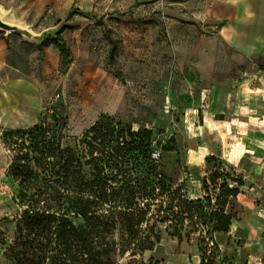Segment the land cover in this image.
I'll return each mask as SVG.
<instances>
[{
	"label": "rangeland",
	"instance_id": "374dc122",
	"mask_svg": "<svg viewBox=\"0 0 264 264\" xmlns=\"http://www.w3.org/2000/svg\"><path fill=\"white\" fill-rule=\"evenodd\" d=\"M38 2L0 0V21L9 19L11 7L18 19L38 22L33 26L41 29L59 22L66 28L62 37L70 64L62 69L57 57L47 54L58 27L38 41L0 30L9 65L22 64L49 94L39 124L1 138L11 164L0 180V264L41 261V250L19 241L17 220L25 209L43 204L63 211L74 208L80 194L96 198L101 213L119 204L113 193L119 185L99 173L100 154L91 155L87 146L85 134L99 114L132 131L150 130L151 158L159 173L181 184L190 199L206 196L204 179L214 196L209 180L214 166L242 179L241 193L226 208L232 217L229 233L212 234L213 264H264V63L231 48L205 0ZM71 8L90 18L69 15ZM90 70L104 77L94 76L104 83L96 111L90 103L96 89L85 80ZM211 156L215 159L207 162ZM156 208L150 210V222L158 219L150 216ZM68 218L85 224L74 209ZM156 226L160 243L153 250L114 253L113 263L195 264L211 246L203 233L179 242L165 224Z\"/></svg>",
	"mask_w": 264,
	"mask_h": 264
},
{
	"label": "trees",
	"instance_id": "16d2710c",
	"mask_svg": "<svg viewBox=\"0 0 264 264\" xmlns=\"http://www.w3.org/2000/svg\"><path fill=\"white\" fill-rule=\"evenodd\" d=\"M73 14L90 18L88 14L71 8L69 15ZM65 29L62 27L50 42L60 53L62 69L70 64V48L62 37ZM115 78L121 81L119 75ZM85 137L89 140L90 154L94 155V151L100 154L96 158L99 173L119 185L113 190L119 204H111V210L101 213L96 207V198L80 194L74 208L63 211L59 208L58 212L42 204L35 209H25L17 220V234L22 246L42 251L38 264H46L48 259L75 264H114V253L122 257L127 252L135 256L136 252L151 251L160 243L157 222L171 229V235L179 242L184 236L188 239L199 232L207 236L206 240L215 248L212 234L229 233L232 217L226 208L241 193L242 179L214 166V172L209 176L214 196H209L208 183L204 179L206 196L190 199L181 184L159 173L157 163L151 158L150 130L132 131L106 115H100ZM38 145L40 142L36 147ZM214 159L211 156L206 161ZM123 197L126 200L122 202ZM151 205L157 207L155 214H150L159 219L154 222L148 218ZM71 209L85 222L83 226L70 221ZM213 259L211 250L210 255L202 253L200 264H213Z\"/></svg>",
	"mask_w": 264,
	"mask_h": 264
},
{
	"label": "crops",
	"instance_id": "0c3cea01",
	"mask_svg": "<svg viewBox=\"0 0 264 264\" xmlns=\"http://www.w3.org/2000/svg\"><path fill=\"white\" fill-rule=\"evenodd\" d=\"M205 2L212 9L211 17L219 23L220 33L231 48L244 58L264 63V0H205ZM40 3L41 0L37 4ZM7 8L9 19L0 21L2 25L0 30L8 32L6 34L8 36L21 33L27 39L38 41L50 36L44 35L49 29L57 27L60 29L59 22H55L47 29L35 27L33 25H37L38 22L18 19L16 15L14 16L13 9ZM52 53L55 58L57 57L59 64L61 56L53 46L47 48V54ZM10 57L6 42L0 38V180L11 164V158L1 141L3 133L25 130L39 124L49 96L46 87L27 75L25 69L21 67L22 64L11 67ZM94 76L100 78L95 70H90L85 75V80H91L92 89H96L94 92L96 97L92 95L90 99L92 111L101 108L98 100L101 96L100 90L104 89V83ZM110 97L115 103L116 97L113 94ZM199 261L198 258L195 264H199Z\"/></svg>",
	"mask_w": 264,
	"mask_h": 264
},
{
	"label": "built area",
	"instance_id": "2783aa9c",
	"mask_svg": "<svg viewBox=\"0 0 264 264\" xmlns=\"http://www.w3.org/2000/svg\"><path fill=\"white\" fill-rule=\"evenodd\" d=\"M1 194H2V193L0 192V195H1ZM210 245H211V246L208 247V250H207V252H206L207 255H210L211 247H213V244H212V243H211ZM218 258H219V257H218Z\"/></svg>",
	"mask_w": 264,
	"mask_h": 264
}]
</instances>
